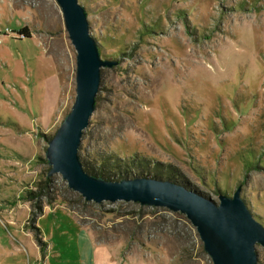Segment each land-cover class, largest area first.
I'll return each mask as SVG.
<instances>
[{
  "label": "rangeland",
  "instance_id": "obj_1",
  "mask_svg": "<svg viewBox=\"0 0 264 264\" xmlns=\"http://www.w3.org/2000/svg\"><path fill=\"white\" fill-rule=\"evenodd\" d=\"M79 2L102 58L115 62L102 69L82 162L163 175L216 202L241 187L264 225V0ZM22 26L29 36L13 32ZM76 55L55 0H0V264H32L39 205L47 231L55 219L44 214L63 208L122 264H212L180 212L89 202L49 176V139L76 97ZM257 253L264 264V247Z\"/></svg>",
  "mask_w": 264,
  "mask_h": 264
},
{
  "label": "water",
  "instance_id": "obj_2",
  "mask_svg": "<svg viewBox=\"0 0 264 264\" xmlns=\"http://www.w3.org/2000/svg\"><path fill=\"white\" fill-rule=\"evenodd\" d=\"M55 1L77 53L76 97L48 142L49 176L60 174L71 190L89 202H134L184 214L212 264H259L257 245L264 247V225L251 213L241 187L233 196L219 195L216 202L172 180L148 176L108 180L85 170L80 156L83 136L96 109L102 69L115 62L102 58L88 13L79 0Z\"/></svg>",
  "mask_w": 264,
  "mask_h": 264
},
{
  "label": "crops",
  "instance_id": "obj_3",
  "mask_svg": "<svg viewBox=\"0 0 264 264\" xmlns=\"http://www.w3.org/2000/svg\"><path fill=\"white\" fill-rule=\"evenodd\" d=\"M54 208L44 215L52 213L54 221L51 222L49 231L38 219L37 226L41 231V242L36 243V255L33 256L32 264H122L121 258L108 245L97 242L94 235L78 222L74 217ZM63 213L72 222L71 229H65L61 224L59 213ZM43 215V216H44ZM68 228V226H67ZM33 238L34 234L28 232Z\"/></svg>",
  "mask_w": 264,
  "mask_h": 264
},
{
  "label": "trees",
  "instance_id": "obj_4",
  "mask_svg": "<svg viewBox=\"0 0 264 264\" xmlns=\"http://www.w3.org/2000/svg\"><path fill=\"white\" fill-rule=\"evenodd\" d=\"M18 29H19V31H17V29H13V32H21V33L29 36V30H28L27 26H22V27H19ZM52 137H50V139ZM83 165H84L85 170L88 173H90L92 175H96V176H102V177H104L105 179H108V180H120V179H123V178H130V174H129V172L127 170L126 171L125 170L124 171L123 170H120V171L116 170L115 171L113 168L106 167V166L90 167L88 164H86L84 162H83ZM143 176H146L144 174V172H140V174H138L136 176H132V177H143ZM154 177L155 178H159V179H164V178H168L169 179V177H164L163 175H158V174H155ZM49 181H50V179H49ZM63 201L66 202V203H69V201L67 199H64ZM52 202H53V199L50 198L48 200V203L51 204ZM86 204H88V202ZM91 204L95 205L93 203H91ZM36 207L38 208V210L36 209V211L33 212V213H35L34 214L36 216V217L34 216L35 219H39L41 217V215L43 214V210H42V206H40V205L36 206ZM175 215H178L179 217H182V219H184L189 224L188 219L182 213H176ZM34 230L36 231V235H38L37 238H38L39 242L42 243L41 239H39V237H40V229L37 227ZM96 241L97 242H101V240H98V239H96ZM178 264H179V260H178Z\"/></svg>",
  "mask_w": 264,
  "mask_h": 264
}]
</instances>
